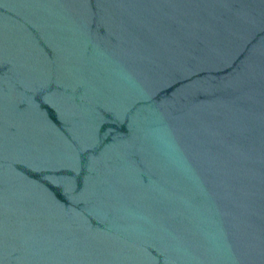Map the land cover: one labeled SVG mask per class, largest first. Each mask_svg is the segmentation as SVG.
Listing matches in <instances>:
<instances>
[{
  "label": "water",
  "instance_id": "water-1",
  "mask_svg": "<svg viewBox=\"0 0 264 264\" xmlns=\"http://www.w3.org/2000/svg\"><path fill=\"white\" fill-rule=\"evenodd\" d=\"M0 264H264V0H0Z\"/></svg>",
  "mask_w": 264,
  "mask_h": 264
}]
</instances>
